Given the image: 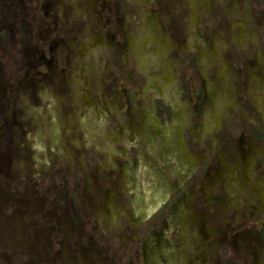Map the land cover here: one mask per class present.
I'll list each match as a JSON object with an SVG mask.
<instances>
[{"label": "rangeland", "instance_id": "1", "mask_svg": "<svg viewBox=\"0 0 264 264\" xmlns=\"http://www.w3.org/2000/svg\"><path fill=\"white\" fill-rule=\"evenodd\" d=\"M0 33V264H264V0H0Z\"/></svg>", "mask_w": 264, "mask_h": 264}, {"label": "flooded vegetation", "instance_id": "2", "mask_svg": "<svg viewBox=\"0 0 264 264\" xmlns=\"http://www.w3.org/2000/svg\"><path fill=\"white\" fill-rule=\"evenodd\" d=\"M248 151H250L249 149H248ZM251 152V151H250ZM249 154L250 153H246V152H243V153H241V172L243 173V174H245V171H246V162H245V160H246V157L248 156L249 157ZM249 159H251L250 157H249ZM251 199H250V202L249 203H251V207L253 208V209H255V210H257V207H256V205H255V203H262L264 200V193L262 192V191H259L257 194H251ZM262 212H264V209H263V211ZM264 214V213H263ZM259 225H261V229H262V238H264V217L261 219V222H260V224Z\"/></svg>", "mask_w": 264, "mask_h": 264}, {"label": "trees", "instance_id": "3", "mask_svg": "<svg viewBox=\"0 0 264 264\" xmlns=\"http://www.w3.org/2000/svg\"><path fill=\"white\" fill-rule=\"evenodd\" d=\"M1 35H3V33H0Z\"/></svg>", "mask_w": 264, "mask_h": 264}]
</instances>
